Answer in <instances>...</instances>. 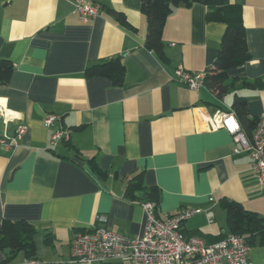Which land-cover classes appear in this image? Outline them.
Wrapping results in <instances>:
<instances>
[{
  "label": "crops",
  "instance_id": "1",
  "mask_svg": "<svg viewBox=\"0 0 264 264\" xmlns=\"http://www.w3.org/2000/svg\"><path fill=\"white\" fill-rule=\"evenodd\" d=\"M228 1L240 9L250 59L224 72L233 88L217 96L205 78L192 91L173 75L178 67L212 69L226 24L208 21L205 5L172 9L160 58L145 46L140 0H97L99 13L87 23L71 0H0V60L13 66L0 85V222L21 220L37 231L40 264H72V237L95 226L98 215L112 231L141 235L145 196H126L139 174L141 186L158 190L159 219L200 210L183 223L187 236L210 242L229 235L225 200L264 217V186L248 153L204 121L232 110L236 96L246 99L250 118L264 115V0ZM114 57L124 69L119 85L84 77L87 67ZM258 80L259 88L246 85ZM48 115L58 120L46 127ZM19 127L25 132L7 150L5 139ZM57 129L69 131L68 139L52 143ZM248 247V261L264 264V245ZM24 259L18 253L6 262L0 250V264Z\"/></svg>",
  "mask_w": 264,
  "mask_h": 264
},
{
  "label": "built area",
  "instance_id": "2",
  "mask_svg": "<svg viewBox=\"0 0 264 264\" xmlns=\"http://www.w3.org/2000/svg\"><path fill=\"white\" fill-rule=\"evenodd\" d=\"M74 12L82 23L95 18L100 10L97 0H71ZM174 78L189 90L197 91L205 78V73H190L182 67L174 70ZM58 120L57 116L48 115L44 125L49 127ZM209 129H223L239 148L246 151L252 161L251 170L264 186V115L248 138L232 110L216 112L204 119ZM25 132L19 127L16 136L5 139L7 150L14 148L17 137ZM69 131L57 129L51 135V142L67 140ZM239 148H234L238 152ZM144 211L143 232L138 236H128L107 228L106 218L96 216V225L77 232L70 241V263L103 264L110 261L127 260L129 264H251L247 258L249 249L243 237L235 234L226 235L213 243L186 236L182 225L190 217L200 212L198 209L182 210L168 218L159 219L153 204L142 203ZM208 218L211 214H208ZM20 264H40L34 258L24 259Z\"/></svg>",
  "mask_w": 264,
  "mask_h": 264
},
{
  "label": "trees",
  "instance_id": "3",
  "mask_svg": "<svg viewBox=\"0 0 264 264\" xmlns=\"http://www.w3.org/2000/svg\"><path fill=\"white\" fill-rule=\"evenodd\" d=\"M141 11L147 20V33L145 46L162 58V32L166 18L172 9L179 6H190L199 3L209 7L206 14L208 21H220L226 24V29L220 42L218 55L213 62L209 74L205 75V85L217 96L226 94L233 88V80H225V71L238 67L250 59L246 44L245 29L241 24L240 9L229 3L228 0H140ZM117 20L123 22L121 14H116ZM123 66L118 57L109 58L84 70V77H106L113 84L119 85L123 77ZM13 72L10 61L0 60V85H7ZM246 85L259 88L260 81ZM241 127L242 132L250 136L254 131L259 118H250L247 111V102L244 97L236 96L231 108ZM97 171V170H96ZM142 190L143 203L153 204L154 211L158 203V190L154 187L141 186V175H137L128 184L126 196L133 200V191ZM222 208L227 216V228L230 234L244 238L250 247L264 245V217L254 212L245 210L240 204L231 201H223ZM37 231L27 222L17 220H4L0 222V250L6 254V262L14 259L18 253L24 258L36 257V245L34 238ZM186 235V234H185ZM187 236V235H186ZM226 236V235H225ZM224 235L207 243H213L223 239Z\"/></svg>",
  "mask_w": 264,
  "mask_h": 264
}]
</instances>
